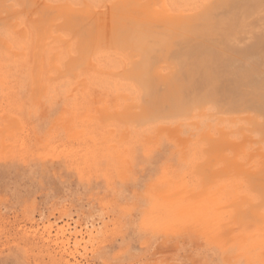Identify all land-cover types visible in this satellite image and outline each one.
I'll list each match as a JSON object with an SVG mask.
<instances>
[{"label": "rangeland", "instance_id": "obj_1", "mask_svg": "<svg viewBox=\"0 0 264 264\" xmlns=\"http://www.w3.org/2000/svg\"><path fill=\"white\" fill-rule=\"evenodd\" d=\"M74 1L82 3L83 0ZM90 1L95 4L96 1L107 3L110 0ZM178 1V5L187 9L204 0ZM155 4H152L153 8ZM60 43H63L62 40ZM60 43H51L43 52V71L38 74L37 83L38 98L34 90L36 79L24 68L27 63L20 61L27 58L29 48L22 42V51L16 43L13 46L17 48L0 50V264H72L75 261L78 264H264V237L254 232L253 228L248 231L244 225L242 229H234L236 234L233 229L231 232L225 231V237L224 230L219 226L222 207L219 210L215 204H219L221 197L227 200L232 185L239 192L244 188L238 190L241 187L230 174L211 179V182H207V188L201 178L202 172L208 169L201 170V174L196 170L195 174L193 172L195 155L204 143L201 137L205 130L209 131L214 125L210 131L213 132L224 124H231L232 127L234 123L229 120L225 123L227 118H224L219 120L220 124L209 113L192 120L181 118L177 122L179 125L171 123L176 122L177 118L162 119L165 125L163 122H147L148 126L145 124L140 127L141 130L135 128L130 120L133 125L121 121V118H105L103 122L98 110L109 103L105 102L109 100L119 105L126 98L128 101L133 99L138 91L125 81H121V85L119 81L104 86L88 77L75 79L78 82L75 85L62 83L70 78L61 79L55 73L63 60V56H60L64 44ZM14 51L19 53V57ZM256 51L251 54L260 60L264 56L263 48L259 50L261 55ZM45 53H55L57 58L53 61ZM108 54L117 55L113 49ZM11 55H14L13 60ZM249 55L246 58L250 60ZM49 62L56 67L47 65ZM258 62L256 64L260 65ZM3 63L8 65L4 66ZM239 64L236 63L238 68L242 66ZM47 66L49 72H45ZM110 73L112 77L115 76ZM30 81L31 85L28 84ZM125 84L128 89L131 86V92L123 89ZM110 85H115V89ZM120 88L121 91L118 90ZM122 92H126L124 97ZM118 125L119 128L114 129ZM128 125L132 127L131 130L134 127L132 132ZM123 128L127 129L124 130L128 135ZM120 131L122 137L118 135ZM239 135L240 132L236 134ZM188 169L193 170L192 173ZM175 180L178 181V188L175 187ZM201 181L203 184L199 186ZM233 181H236L235 184ZM193 182L202 187L201 192L206 190L205 196L203 193L196 194L198 200L195 198L193 201L197 200V204L182 202L185 201L181 198L186 193L184 190L172 195L173 186L176 189L186 186L189 190ZM227 182L233 183L227 185ZM219 188L228 191L225 194L227 197L224 191L220 197ZM178 216L180 219L176 221ZM63 226L71 227L63 232ZM66 236H71L70 244Z\"/></svg>", "mask_w": 264, "mask_h": 264}, {"label": "bare ground", "instance_id": "obj_2", "mask_svg": "<svg viewBox=\"0 0 264 264\" xmlns=\"http://www.w3.org/2000/svg\"><path fill=\"white\" fill-rule=\"evenodd\" d=\"M157 1L110 0L107 3L96 1L95 4H92L90 0H83L82 3H77L74 0H0V50L2 48L11 50L12 47L17 48L19 45L21 47L22 42L29 48L27 58L20 61H23V64L27 63L24 68H27L28 72L26 69L24 71L36 79H34L36 81L35 95L39 91L37 83L38 74L43 65L41 64L43 63V52L51 43L57 41L60 43L61 40L63 43L60 44H64V46L61 49L63 55L61 52L60 58L63 56V60L55 73H58V78H70L62 83L75 85L78 83L75 79L80 77H88L90 80L92 78L93 82L97 81L98 84L101 83L104 86L119 81L120 85L121 81L129 83L138 93L133 96V99L129 97L131 99L129 101L128 98L122 103L121 99L117 100L120 101L119 105L109 100L105 102L109 103L104 104L106 107L103 105L104 108H100V111L98 110L101 113V119H99L103 122L106 121L105 118L108 120V118L116 117L121 118V121L129 122L130 120L135 124V128L140 129L147 122H163L165 125L166 123L161 121L162 119L177 118L176 122H171L177 123L181 118L192 120L200 118L206 113H209V116L212 115L211 118L215 116L218 122L227 118L225 123L228 122L227 120L234 123L233 128L231 124L229 127L223 123L224 127L210 132L215 127L211 124L213 126L209 131L204 129L205 133L202 132L201 140L204 143L197 150L194 171H192L194 174L195 170L201 174V170H213L208 173V170L202 172L203 177L199 175L205 185L217 176L225 177L226 174H230L235 177L237 185L241 187L238 190L243 188L244 190L239 192L236 186H234L236 187L234 190L232 185L234 191L231 192L232 188H229L228 198L225 195L229 191L228 188L226 187L227 192L219 188V190L221 189L220 197L223 194L227 197V200L223 197L221 200L219 198V204H215V208H219V210L222 207L219 211V226L224 230V233L225 231L231 232L230 230L233 229L232 231L236 234L238 228L242 229L241 227L244 225L247 230L253 228L254 232L264 237V56L262 55L260 60H256V56L251 54L256 49L258 53L261 52L260 48H263L264 52V0H204L187 9L183 5H178V0ZM155 2L153 8L152 4ZM25 39L27 40L25 41ZM13 43L19 45L15 47ZM22 49L23 47H21V51ZM110 49L116 51L117 55L108 54ZM263 52L262 54H264ZM13 53L19 54L15 51ZM47 53H45L46 56L54 61L56 54L49 53L48 55L52 54L51 57ZM23 55L25 56V54ZM247 55L250 60L246 58ZM13 56L11 55L10 58L12 59ZM240 61L244 62L245 67ZM256 61H259L260 65H257ZM253 62L254 65L251 64ZM18 63L21 64L19 61ZM236 63L239 64V68ZM6 64L3 63L4 66ZM52 64L56 67L51 62L47 65L52 66ZM48 67L45 68V72L50 71ZM56 69L54 70L56 71ZM99 71L106 72L108 75H101ZM110 72L115 76L112 77ZM44 78L47 80L46 77ZM30 82H28L29 85L32 84V81ZM123 86H125L124 90L128 89L127 84ZM131 86H128L129 92H131ZM103 87L101 86V88ZM118 90L121 91V88ZM99 105L102 106V104ZM184 120L183 122H185ZM193 121L191 122L193 123ZM131 122L129 123L132 124ZM181 122L179 121L180 125ZM219 123L221 124V122ZM204 127L207 129L206 125ZM118 128L119 125L114 129ZM129 128L132 132V127L129 126ZM151 128L153 129V127ZM110 129L109 131H111ZM121 131L118 132V135L122 133ZM239 132L241 135L236 136ZM254 132L256 134H253ZM125 134H127L126 131ZM188 167L190 168V165ZM180 179L178 180L180 181ZM236 181H233L234 184ZM176 183L178 181L175 180V187L178 188ZM187 183L189 184V182ZM230 183L227 182V185ZM191 184L192 187L189 190L186 186L179 189L173 186L172 195L184 190L186 193L181 195V198L185 201L182 202L189 201L191 203L195 198L198 200L196 194H204L206 191L203 189L204 192H201L202 187H199L203 182L199 186L194 182ZM163 189L161 188V190ZM223 191L224 193L221 194ZM213 192L209 193L213 194ZM197 200L194 202L195 204H197ZM178 203L180 202L178 201ZM174 204L176 205V203ZM174 204L172 203V205ZM178 206L180 207L179 204ZM178 218L179 216L175 220ZM173 222L171 221V223ZM68 227L63 226L61 229L64 230L63 232H67L65 229L67 230ZM247 230L244 229V232ZM69 231L72 232V230ZM75 232L77 233V231ZM245 233L247 234V232ZM220 235L224 236L222 232ZM75 236L77 237V235ZM70 238L68 237L67 243ZM252 240L254 239L252 238ZM72 264L78 263L75 261Z\"/></svg>", "mask_w": 264, "mask_h": 264}]
</instances>
